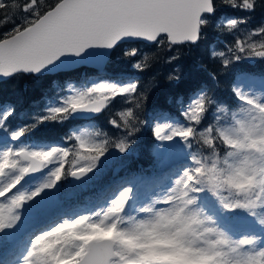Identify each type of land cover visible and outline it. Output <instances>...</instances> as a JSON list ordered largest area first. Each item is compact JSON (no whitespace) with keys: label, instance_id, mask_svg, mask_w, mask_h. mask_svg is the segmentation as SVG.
<instances>
[{"label":"snow or ice","instance_id":"6c2138e0","mask_svg":"<svg viewBox=\"0 0 264 264\" xmlns=\"http://www.w3.org/2000/svg\"><path fill=\"white\" fill-rule=\"evenodd\" d=\"M202 43L218 69L168 108L155 75L107 71L163 60L179 85ZM257 62L264 0H0V80L49 85L32 112L0 102V264H264V72L236 67ZM52 124L61 142L29 139Z\"/></svg>","mask_w":264,"mask_h":264},{"label":"trees","instance_id":"16d2710c","mask_svg":"<svg viewBox=\"0 0 264 264\" xmlns=\"http://www.w3.org/2000/svg\"><path fill=\"white\" fill-rule=\"evenodd\" d=\"M261 18L257 16L252 24L249 27H255L260 23ZM212 39V36H210ZM220 39H224L223 34H220ZM260 37H253V40H259ZM227 43V41H225ZM213 47L218 51L224 50L223 47L219 44H214ZM142 51L150 53L152 50L150 48H145ZM181 65L180 75L182 77L179 85L170 83L167 80L169 72H171L173 65L165 64L163 60L155 63L150 69L145 72L139 73L135 72L132 68L116 67L115 62L108 66L107 71L112 75H116L120 71H126L130 75L140 78V87H145L148 82L149 77L155 75L156 82L158 87L154 89L150 98H149V107H161L168 108L167 99L169 96L175 94L176 92H183L188 87H190L195 82L204 78V73L200 68V65L203 64L209 70L218 69V64L211 63L208 59L207 46L201 44L198 48H193L190 51H185L182 54V59L178 61ZM236 67L240 68L246 72H264V65H261L260 62H257L256 65H249L247 63H242ZM91 74V73H90ZM230 82V76L223 77L220 87L218 89V94L221 96H228V84ZM49 87L46 81L38 79L36 77L30 76H18L10 79H5L0 81V102L2 101H11L19 102V107L22 109H27L29 112L34 111L30 108L32 101L39 100L44 90ZM62 94V93H61ZM126 107L120 103V98H117V101L113 103L110 110H107L105 114L100 117L99 123L103 125L105 130L109 131L110 134H117L119 130L111 128L107 121L109 117L119 119L116 115V112ZM175 112V109H172ZM146 115V113H145ZM16 121H14L15 123ZM67 128V125L64 128H61L59 125H46L41 126L36 132L32 134V137L29 139H35L40 141L43 146H47L49 143H59L61 142V136L64 135V130ZM150 139L147 134L144 135L143 142L139 145L140 156L139 159H133L131 167L136 168L138 164L147 165L150 162V157L148 155V145ZM134 147H137L136 145ZM82 199V198H81Z\"/></svg>","mask_w":264,"mask_h":264},{"label":"rangeland","instance_id":"374dc122","mask_svg":"<svg viewBox=\"0 0 264 264\" xmlns=\"http://www.w3.org/2000/svg\"><path fill=\"white\" fill-rule=\"evenodd\" d=\"M116 67L119 68V66H117V65H116ZM127 68L131 69V67H127ZM121 69H122V68H121ZM123 69H124V68H123ZM123 69H122V70H123ZM38 146H43V145H38ZM134 146H135V145H134Z\"/></svg>","mask_w":264,"mask_h":264},{"label":"water","instance_id":"95a60500","mask_svg":"<svg viewBox=\"0 0 264 264\" xmlns=\"http://www.w3.org/2000/svg\"><path fill=\"white\" fill-rule=\"evenodd\" d=\"M5 80V79H4ZM0 81H3V80H0Z\"/></svg>","mask_w":264,"mask_h":264}]
</instances>
